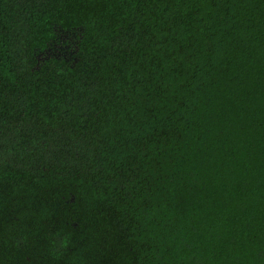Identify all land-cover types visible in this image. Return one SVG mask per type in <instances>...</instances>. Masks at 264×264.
<instances>
[{
    "label": "trees",
    "instance_id": "16d2710c",
    "mask_svg": "<svg viewBox=\"0 0 264 264\" xmlns=\"http://www.w3.org/2000/svg\"><path fill=\"white\" fill-rule=\"evenodd\" d=\"M0 264H264V0H0Z\"/></svg>",
    "mask_w": 264,
    "mask_h": 264
}]
</instances>
